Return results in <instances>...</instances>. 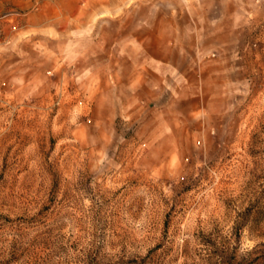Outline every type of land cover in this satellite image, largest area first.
<instances>
[{"label":"rangeland","instance_id":"obj_1","mask_svg":"<svg viewBox=\"0 0 264 264\" xmlns=\"http://www.w3.org/2000/svg\"><path fill=\"white\" fill-rule=\"evenodd\" d=\"M61 8L0 0V264H264V0L128 1L134 43L178 46L103 92L112 34L63 68Z\"/></svg>","mask_w":264,"mask_h":264},{"label":"crops","instance_id":"obj_2","mask_svg":"<svg viewBox=\"0 0 264 264\" xmlns=\"http://www.w3.org/2000/svg\"><path fill=\"white\" fill-rule=\"evenodd\" d=\"M128 1L130 0H55V5H59L65 9L63 6L66 5H81V3L86 4V2L92 3L91 10L83 14V18L79 17V13L75 11L69 12L68 9L64 12V16L59 19L60 22L56 23L55 29L53 30L55 35H58L60 38H70L71 41L65 43L66 40H62L61 51L66 55V62L62 61L64 64L63 68H70L71 65L74 66L75 71L80 73L82 68H87V62L91 61V56L88 54V48L82 46L81 40L84 37L101 36L105 31L112 34L109 39L98 37L95 44V61L99 62L100 74L96 77L97 89L102 92L105 90L103 83L106 81L115 82L118 87L119 81L125 78L127 81L126 89H133L135 85L144 84L150 88L158 87L156 84L150 82L149 77L146 76V73H152V68L149 66V59L156 58L157 61L161 62L164 57H156L153 53L154 49H160L163 53H171L178 46L174 41L168 43H157V42H136L132 40V29H131V19L127 20L126 18L131 17L132 10L126 8L128 6ZM117 2V7L114 4ZM126 8V9H125ZM157 15V14H156ZM119 18V21L123 18V26H107V23L111 19ZM74 21H82L83 24L72 26L71 30L68 32V23ZM89 21H91L89 23ZM88 23L85 25V23ZM160 23H155V27H158ZM123 29L124 40H118L116 34L120 33V30ZM74 38V39H73ZM80 39V40H78ZM61 40V39H59ZM67 47V48H65ZM164 48H167V52H164ZM134 49L141 50L142 56L140 58L141 65L138 66L134 63ZM162 53V54H163ZM109 61V63H107ZM64 62V63H63ZM166 62V61H165ZM66 63V64H65ZM109 65L110 71H106V67ZM137 65V66H136ZM139 73L138 76H135V73ZM165 78V77H164ZM166 85V84H165ZM163 94L156 91L155 94L151 97L154 100H160V96ZM151 100V99H150Z\"/></svg>","mask_w":264,"mask_h":264}]
</instances>
